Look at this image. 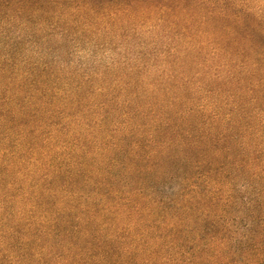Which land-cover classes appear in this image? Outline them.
Returning a JSON list of instances; mask_svg holds the SVG:
<instances>
[{"label":"trees","instance_id":"obj_1","mask_svg":"<svg viewBox=\"0 0 264 264\" xmlns=\"http://www.w3.org/2000/svg\"><path fill=\"white\" fill-rule=\"evenodd\" d=\"M259 1L0 0V264H264Z\"/></svg>","mask_w":264,"mask_h":264},{"label":"rangeland","instance_id":"obj_2","mask_svg":"<svg viewBox=\"0 0 264 264\" xmlns=\"http://www.w3.org/2000/svg\"><path fill=\"white\" fill-rule=\"evenodd\" d=\"M259 2L262 4V7L261 8L263 9V12H264V0H260Z\"/></svg>","mask_w":264,"mask_h":264}]
</instances>
